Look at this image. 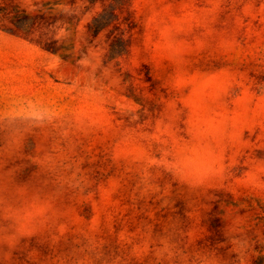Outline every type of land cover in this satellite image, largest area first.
I'll return each instance as SVG.
<instances>
[{
    "label": "rangeland",
    "instance_id": "374dc122",
    "mask_svg": "<svg viewBox=\"0 0 264 264\" xmlns=\"http://www.w3.org/2000/svg\"><path fill=\"white\" fill-rule=\"evenodd\" d=\"M0 264H264V0H0Z\"/></svg>",
    "mask_w": 264,
    "mask_h": 264
},
{
    "label": "trees",
    "instance_id": "16d2710c",
    "mask_svg": "<svg viewBox=\"0 0 264 264\" xmlns=\"http://www.w3.org/2000/svg\"><path fill=\"white\" fill-rule=\"evenodd\" d=\"M96 20H97V19H94L93 23H94ZM96 27H97V25H96Z\"/></svg>",
    "mask_w": 264,
    "mask_h": 264
}]
</instances>
